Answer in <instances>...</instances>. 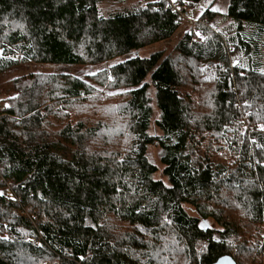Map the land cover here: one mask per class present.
Masks as SVG:
<instances>
[{
    "label": "trees",
    "instance_id": "trees-1",
    "mask_svg": "<svg viewBox=\"0 0 264 264\" xmlns=\"http://www.w3.org/2000/svg\"><path fill=\"white\" fill-rule=\"evenodd\" d=\"M106 1L122 0H0V74L100 65L0 83V264L263 257L264 0H228L229 37L206 9L170 55L127 59L172 38L178 9L202 0L103 15ZM101 89L122 92L102 103Z\"/></svg>",
    "mask_w": 264,
    "mask_h": 264
},
{
    "label": "rangeland",
    "instance_id": "rangeland-1",
    "mask_svg": "<svg viewBox=\"0 0 264 264\" xmlns=\"http://www.w3.org/2000/svg\"><path fill=\"white\" fill-rule=\"evenodd\" d=\"M142 0H122L121 2H111L106 1L99 5V11L103 15H108L110 13L115 12H122L130 9L132 6H136L139 2ZM228 6V0H202L195 8L188 10L189 17L193 20V25L189 26L185 21H182L178 31L167 41H163L157 44H153L151 46H148L144 49L134 51L130 55L125 56L124 59L132 58V57H140L145 58L148 57L151 53H154L156 51H163L164 56L170 55L173 52L174 46L177 44V42L180 40L182 35L188 31L189 28L193 27L200 15L206 10L209 9L212 12L216 14V17L214 19V27L218 31H220L221 34H223L226 37H229L234 34L235 32V26L231 21H229L226 18V10ZM244 52V51H242ZM241 52V53H242ZM243 57L242 54L239 55L234 60V64L238 63L239 59ZM98 66H65V65H57V64H43V63H31V64H25L22 66H19L9 72L0 74V83H4L7 81H10L12 79L21 77L23 75H27L30 73L40 74V73H49V74H59V73H68L75 76L83 77L84 75H95L99 72ZM108 67L107 64L105 65V68ZM208 76L214 77L216 75V72L213 71L212 67H206ZM209 71L211 73H209ZM108 76V75H107ZM119 92H122L120 89L111 90V89H101L99 90V93L104 96L112 97V98H101L102 103H110L113 104L115 101L119 100V97H115L118 95ZM150 97L152 99V108H153V118L151 122L150 132L151 133H157L158 130L154 128V122L157 119V112L153 104V93L152 90L150 91ZM5 99V98H4ZM4 104H7L6 101H4ZM3 104V105H4ZM2 105V106H3ZM114 105H117L116 103ZM244 128V127H243ZM244 130V129H243ZM158 150L155 148H150L148 150V156L150 160L157 165H159V156H158ZM187 213L190 215L193 214L191 209L189 207H185ZM205 225L206 227H209L212 225L214 228L216 226L212 224V222H208ZM264 241V240H263ZM253 258V257H252ZM243 264H264V256L261 257L259 255H256L252 260H248L247 262H244Z\"/></svg>",
    "mask_w": 264,
    "mask_h": 264
},
{
    "label": "built area",
    "instance_id": "built-area-1",
    "mask_svg": "<svg viewBox=\"0 0 264 264\" xmlns=\"http://www.w3.org/2000/svg\"><path fill=\"white\" fill-rule=\"evenodd\" d=\"M188 10L189 8L187 6H182L178 9V12L182 21H185L189 26H192L193 20L189 17Z\"/></svg>",
    "mask_w": 264,
    "mask_h": 264
},
{
    "label": "water",
    "instance_id": "water-1",
    "mask_svg": "<svg viewBox=\"0 0 264 264\" xmlns=\"http://www.w3.org/2000/svg\"><path fill=\"white\" fill-rule=\"evenodd\" d=\"M213 264H236L233 257L231 256H222L220 257L218 260H216V262H214Z\"/></svg>",
    "mask_w": 264,
    "mask_h": 264
}]
</instances>
